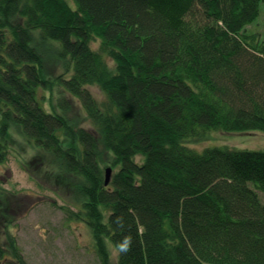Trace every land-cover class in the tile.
Instances as JSON below:
<instances>
[{
  "label": "trees",
  "instance_id": "trees-1",
  "mask_svg": "<svg viewBox=\"0 0 264 264\" xmlns=\"http://www.w3.org/2000/svg\"><path fill=\"white\" fill-rule=\"evenodd\" d=\"M73 1L0 0V165L12 128L56 156L78 178V220L101 264H114L110 244L117 264H264V151L189 145L264 133V43L247 30L264 0ZM54 54L92 131L40 102ZM101 147L117 169L109 186ZM8 244L26 264L11 235Z\"/></svg>",
  "mask_w": 264,
  "mask_h": 264
},
{
  "label": "rangeland",
  "instance_id": "rangeland-1",
  "mask_svg": "<svg viewBox=\"0 0 264 264\" xmlns=\"http://www.w3.org/2000/svg\"><path fill=\"white\" fill-rule=\"evenodd\" d=\"M76 8L73 0H65ZM249 32L259 36L264 43V2L256 21L248 27ZM94 50L99 42L92 43ZM112 70L115 64L108 62ZM66 65L55 54L47 61L50 84L40 90L43 107L52 113L64 116L73 130H93L91 120L78 100L63 93L58 83ZM88 90L99 102L106 98L101 88L90 86ZM12 150L8 160L0 165V247L7 251L0 261L3 264H20L11 256L8 235L13 236L26 264H101L95 248L94 236L87 223L78 220L87 200L81 195L78 178L69 175L64 164L56 156L31 142L20 129H11ZM64 148H77L66 141ZM190 147L198 153L204 149L228 146L237 150L264 151V133L213 132L206 139L193 141ZM101 165L105 173L111 168L113 155L101 147ZM253 187V183H250ZM264 204V192H259ZM10 200V201H9ZM20 203L16 204V201ZM9 201V203H8ZM14 205V206H13ZM114 264L118 250L110 244Z\"/></svg>",
  "mask_w": 264,
  "mask_h": 264
},
{
  "label": "water",
  "instance_id": "water-1",
  "mask_svg": "<svg viewBox=\"0 0 264 264\" xmlns=\"http://www.w3.org/2000/svg\"><path fill=\"white\" fill-rule=\"evenodd\" d=\"M112 176H113V171L111 168L107 169L106 170V178H105V186H109L110 183H111V180H112ZM0 264H3L1 261H0Z\"/></svg>",
  "mask_w": 264,
  "mask_h": 264
},
{
  "label": "clouds",
  "instance_id": "clouds-1",
  "mask_svg": "<svg viewBox=\"0 0 264 264\" xmlns=\"http://www.w3.org/2000/svg\"><path fill=\"white\" fill-rule=\"evenodd\" d=\"M130 244H131V240L130 238H126L125 239V243H123L121 246H120V250L122 252H126L128 250H130Z\"/></svg>",
  "mask_w": 264,
  "mask_h": 264
}]
</instances>
